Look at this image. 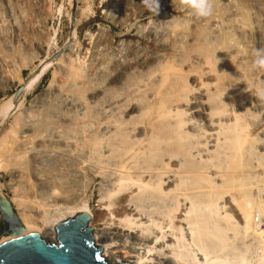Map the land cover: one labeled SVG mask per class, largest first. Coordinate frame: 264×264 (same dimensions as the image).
Listing matches in <instances>:
<instances>
[{"label":"bare ground","instance_id":"1","mask_svg":"<svg viewBox=\"0 0 264 264\" xmlns=\"http://www.w3.org/2000/svg\"><path fill=\"white\" fill-rule=\"evenodd\" d=\"M6 6L7 9L5 8L4 11L0 9V45L3 49L11 50L13 48L11 43L14 38L17 41L15 40L13 43H18V46L24 47L30 44L31 39L29 36V39L26 38L25 32L31 30L32 23L27 19L24 12L20 13V15H23V19L21 18L22 21L19 22L13 10L7 4ZM163 16L165 15L163 14ZM170 19L169 17L168 20ZM148 24L151 25L149 21ZM178 26L181 28V24H178ZM172 27L173 29L177 28L174 27V24H172ZM144 28L142 31L145 30ZM166 28L168 29V25ZM181 30L184 31L182 28ZM146 31L151 37L161 35L158 27L154 24L149 26ZM168 31L169 34L172 33V29ZM227 36H229V32ZM230 36L232 35L230 34ZM193 38L189 39L188 37L189 44L190 42L193 44ZM231 39L232 41L235 40L234 38ZM19 41H21V45ZM93 41L96 42L97 40ZM107 41L109 42V40ZM188 43L185 42V44ZM92 45H94L92 50L89 53L87 52L88 56L80 58L81 60H72L62 56L63 61L54 67L52 79L45 92L52 99V108L49 110L41 105V101H39L41 106H38L34 112L25 113L28 109L22 112L25 114L20 122L15 121V123H19L18 130H14L17 131L16 134L14 133L16 137L11 130L12 135H14L11 136L12 140L15 141L16 138V147L10 151L6 147L9 141L6 140L5 142L1 138L6 144L4 146L5 144L0 140L3 145L1 148H5H3L4 154L1 153L4 156H2L3 163L9 166L10 163L16 162V166L10 169L3 163L0 164V166L3 164L8 169L1 168L2 171L6 169L8 172L9 185L12 188L14 187V190H19L21 194L25 192L28 194L29 192L28 195L32 197V200L36 199L35 203H38V205L36 203V206L40 207V204L46 212L42 221H40L42 224L41 231L30 228L29 224L22 223L24 228L22 233L37 230L40 232L41 240L47 244H54L56 243L53 231L54 225L73 217L76 213L85 212L89 216L87 227L91 228L92 246L94 249L100 248L102 250L101 260L104 264H210L211 262L213 264H225L221 261L222 257L217 254L220 253L229 238H232L229 237L230 234L242 230L245 237L248 236L255 240L252 243L258 244L257 249L260 252H257V249L253 250L252 254H256L254 251L259 253L256 254L258 255L256 262H245L249 258H246L243 252L245 245L241 241V245H243L240 249L243 253H239V258L236 259L238 262L234 261L235 264H264L263 232L257 230L255 233L252 230V227L258 229L257 225L253 223V212L251 210L247 212L244 208L240 209L242 206L246 207V205L250 206L251 209L252 205H255L259 214L264 212V200L260 197V189L264 188V166H262L264 163L261 162L263 159L260 157L264 152L260 156L257 154L261 159L257 158V161L260 160L261 163L259 164L263 167L260 172H256L255 168L258 167L256 165L247 167L246 165L252 164L250 162H254V159H256L253 155L254 152H258L255 147L259 139L252 140L250 138V141H256V145L254 142H249L250 144L243 149L242 145L245 144L243 142L244 137H246L244 136L245 128L241 124L242 122L239 123L241 121V118L238 121L239 116L234 115L232 118L227 116L225 110L227 101H224L225 104L222 100V103L218 101L223 93H217L216 91L214 99L217 98L216 101L218 102L214 101L213 97L209 96L210 94L207 98L204 97V94L209 93L206 92V88H209L207 86H212L215 83L210 84L208 82V84L207 77L211 76L212 71H217L214 62L224 60V56L221 57L224 51L218 48V52L221 53L218 60L215 58L216 55L213 56V52L206 51L208 49L205 46L209 45H203L202 50L199 49L200 47L194 49L189 56L187 53L186 59L182 62H188L190 65L196 66L197 69H194V66L192 67V71L197 70L194 74H198L199 71L201 72V74H198L199 77L204 75L207 78L206 83L201 81L203 84L200 83L195 86L187 84V86L186 78L191 72L190 70L188 72L189 67L186 68V71L183 69L185 71L183 73L181 70L178 72L179 67L176 62L177 67L175 69L178 73L173 79L172 75L175 74V70L172 73L174 68L171 64L170 67L163 64L166 66V70L163 68L165 71L162 69L163 73L161 74L157 68L159 67L158 62L156 63L158 66H154L155 59L151 60V58L141 53H135L133 56H127L129 57L127 58L118 55L115 49L109 48L102 40H98ZM231 47L232 51L237 48L236 46L233 49ZM120 48L122 49L124 46ZM135 50L132 49V51ZM179 50L184 51L182 48ZM239 50L238 52H240ZM2 51L1 53H3ZM22 52L26 53L23 50ZM128 52L129 50L126 53ZM235 52L237 53L236 50ZM123 53L125 54L124 51ZM226 53L232 55L231 51ZM218 55L220 54H217V57ZM238 55L239 53H237V57ZM187 57L189 61H186ZM4 62L0 59V82L3 83V86H5V79L2 77ZM238 63L241 66V63ZM163 65L162 67H164ZM180 65L182 66V64ZM8 66L10 67L9 64ZM200 67H203V71L199 70ZM247 68L246 65V72L248 71ZM168 69H172L171 74H166ZM232 70L234 71V69ZM164 72L165 75H163ZM231 73L233 74V72ZM235 73L236 70L234 75ZM178 74H183V76L186 74V77L181 78ZM190 74L193 76V73ZM236 75L235 77L238 76ZM241 75L243 77L244 72ZM242 77L239 78V81ZM239 81L234 82L236 88L238 85L236 83ZM156 83L163 85V88L159 86L162 91L159 92L157 89L158 92L155 93L157 98L149 102L145 109L138 108L140 109L139 115L137 114L138 116L134 118L136 113L135 115L132 114L138 111L136 104L138 106L141 104L138 101L142 97L152 99L151 90ZM247 83L245 84L249 85ZM236 88H234V91L237 92ZM246 88L250 87L246 86ZM246 88H242V90L246 91ZM253 89L256 91L257 88L255 86L251 87V90ZM242 90L239 92L243 95ZM249 92L252 94L251 91ZM219 93L220 97L217 96ZM240 95L239 97H242ZM244 96H247V94L243 95V98ZM248 99L250 98L248 97ZM209 101L210 105H208ZM36 103L38 105V101ZM33 104L32 106L35 107V103ZM240 104L241 106L244 105L243 102ZM249 106H251V103ZM245 111L246 113L250 112ZM257 112L255 115L264 111ZM246 113L244 112V114ZM146 114H149V116L147 115V117ZM229 115H232V113ZM142 116L143 119H147L138 122L137 119H141ZM248 117L250 118L249 115ZM196 118H198L200 125L199 129L197 128V131H194ZM246 119L248 121V118ZM17 124L13 123V125ZM144 132L148 134L147 138L144 137ZM6 133H4V136H6ZM9 133L11 132L9 131ZM261 141L262 144L259 143L258 146L262 145L264 148V138ZM10 144L13 145L14 143L11 142ZM2 157H0V160H2ZM248 157H250V160L251 157L254 159L252 161L248 160L250 162L245 165ZM98 177L103 179L107 188L103 186L98 188V202L102 208L96 212H91L89 208L91 189ZM234 184L235 189L238 190V197L233 200V206L235 204L237 215L241 219L237 221L232 219V215H229L230 210L228 208V213L225 211V205L230 206V200L223 199L225 194L232 193ZM110 186H113L114 189L109 190L108 187ZM254 191L256 193L253 195ZM20 193L18 195H21ZM22 196L16 198L20 199ZM142 210L148 213L144 212L143 214ZM253 211H255V208ZM144 215L146 219L143 221L142 217ZM254 215L256 216V214ZM4 216L11 223L5 212ZM14 236L16 235L1 238L0 245ZM241 238L243 239V237ZM246 245L248 244L246 243ZM236 248L239 247L236 246ZM235 250L239 251L238 249ZM245 250L248 251L247 246Z\"/></svg>","mask_w":264,"mask_h":264},{"label":"rangeland","instance_id":"2","mask_svg":"<svg viewBox=\"0 0 264 264\" xmlns=\"http://www.w3.org/2000/svg\"><path fill=\"white\" fill-rule=\"evenodd\" d=\"M106 3H107V5H106ZM6 4L13 10L14 15H15V17H17V20L19 22H21L23 19L22 18L23 15H20V13L24 12L27 19L32 23L31 25L34 27V28L32 27L29 32H25L26 38H28V36H29V38L31 39V41L29 42L30 44H27L24 47L18 46V43H13L16 40L14 38V41H12V43H11V45L13 47L11 50H9L7 48L3 49L2 46L0 45L2 48V49L0 48V59L5 61L4 67H3L4 74L2 75V77L5 79V86H3V83L0 82V140L3 139L5 142H6V140L9 141V143L7 142V146H6L5 142H3V140H2L3 144H5L4 146H6L8 150L11 151L16 147L15 146L16 145L15 144L16 138L14 141V140H12L13 139L12 137L17 133V131H14V130L19 128V123L17 124V123H15V121L20 122V119L23 117V115L25 113L34 112L38 106L43 105L44 107H47L49 110H50V108H52V103H51L52 99L49 98L48 97L49 95L47 96L45 94V92L47 90L49 82L52 79V71H53L54 67L58 63L63 61V57H67V58H70L72 60H78V59L81 60L82 57L86 58L88 56V53L90 52V50H92V48L94 46L92 44H95L98 40H102V42H105V44L109 48H111L113 50L115 49V52H117L118 55H120V56H126L127 57V56H131V55L133 56V54H135V53H141L144 56L151 58V60L155 59L154 60V66L157 67L159 65V67H157V68L159 69L161 74L163 73L162 72L164 70L163 68H165L166 66L170 67V64H171L172 68H174L172 73L175 70V72H174L175 74L172 75L173 79L177 76L176 74L178 72H180V70L183 73V71H184L183 69H185V71H186L187 70L186 68L189 67L188 72H189V70L191 72H189V75H187L188 78H186V81H187V83L185 82L186 85L189 84V86H192V85L195 86V85H199L200 83L203 84L201 81H203L205 83L207 81V83L209 82L210 84L212 82H215L214 83V84H216L215 86H214V84L212 86H207L209 88H206V90H207L206 92H209V93H206L205 91H203L206 93V95L204 94V97L207 98L208 94H210L209 96L211 98L213 97V99H214V95H215L216 91H217V93L218 92L223 93V94H221L222 97H220L221 95L219 93L217 96L220 95L219 96L220 98L218 97L219 100L217 98H216V100L220 101L221 103L223 101V104H225V102L227 101L225 104V110H226V113L228 114L227 116H229V118H232L234 115L239 116L238 121H239V118H241V121H239V123L242 122L241 124H243V126L245 128L244 129V136H246L247 138L244 137L243 143H245V144L242 145V148L244 149L248 144L254 142V141H250L251 140L250 138H252V140H254L255 138H256L255 140H258V139L260 140V141L258 140L259 142L257 141V143H258L257 145H256V141L254 142L256 145L255 150L258 151V152H254V155H253V157L256 159L251 157L252 159L250 160V157H248L249 159L247 158V160L245 161V165H246V163L248 164L253 159H254V162L252 161L250 163H252V164L255 163L257 161V158L263 159V161L261 159L260 160L262 163H264V157H263L264 154L262 153V152H264V148L262 147V145H260V147L258 146L259 143L262 142L261 140L264 138V123H263L264 122V117H263L264 112L261 113V111H264V99H263L264 98V94H263L264 93V86H263L264 85V77H263L264 76V68H263L264 67V49H262V48H264V46H263L264 45V24H263L264 23V0H0L1 11L2 10L4 11L5 8L7 9ZM247 4H248V6H247ZM16 6H17V8H16ZM197 6H199V7H197ZM107 7H109V8H107ZM111 8H113V9H111ZM109 9H110V11H109ZM238 11H239V13L240 12L241 13L239 14ZM30 13H31V15H30ZM163 14L165 16H163ZM169 17L171 18L170 20H168ZM175 20H177V21H175ZM183 20H184V22H182ZM244 20H246V21L244 22ZM148 21L150 22V24L152 26L154 24L155 26L158 27V31L161 32L160 36L151 37L147 34L146 30L149 26H151L149 24L147 25ZM152 22H154V23H152ZM171 22H173L172 24H174V27H177L178 24H181V28L184 29V31L181 30L180 26H178L179 28L177 27L178 29L174 28L175 29L174 30L172 27V24H169ZM257 22H259V23H257ZM187 23H189V24L187 25ZM182 24L183 25L185 24L184 27ZM167 25H168V29L166 28ZM141 27H143V28L146 27V28H144L145 30L142 31L143 28L141 29ZM187 28H189L190 30H188ZM169 29L170 30L172 29L171 34H169V31H168ZM138 31H139V33H138ZM211 32H212V34H211ZM228 32H229V36L231 34L233 37L232 36H230V37L234 38L235 40L232 41L231 38L229 39V36H227ZM247 32H249V33H247ZM192 33H194L195 35L194 34L191 35ZM98 35H99V37H98ZM163 35H164V37H163ZM179 35H181L182 39H180L181 37H179ZM94 37L97 39H95ZM162 37L165 39L163 40ZM188 37H189V39L196 37L195 39L193 38V42H192L193 44H191V42H190V44L188 43L189 42ZM37 38H40V39H37ZM88 38H90L91 40ZM183 38H185V39H183ZM92 39L95 41L97 40V41L94 42ZM107 40H109V42ZM257 40H258V42H257ZM21 41H19L20 45H21ZM34 42H35V44H34ZM158 42H160L159 44H161V45H159ZM185 42L188 44H185ZM230 42L232 44H234L237 48L234 45L231 47L232 44L230 45ZM233 42H235V43H233ZM37 43H38V45H37ZM209 43H211V44H209ZM78 45H79V48H78ZM118 45H119V47H118ZM179 45L180 46L182 45V47H180ZM203 45L204 46L209 45V46H205V48H207L208 50H206V49H204V50H206L207 52H210V51L213 52L214 53L213 56L216 55L215 58H217V60L219 59V56H221V53L218 52L219 49H222V51H224V53H223L220 50L222 52L221 57L224 56L223 57L224 60L221 61L222 64H221V62H217V61H216V63L214 62L215 69L217 71H212L211 76L207 77L208 79L204 75L199 77L198 74H201V72H199V71L197 72L198 74H194V72H196L197 70L192 71L193 70L192 67L194 65H190L188 62H186V61H189L188 57H187V60L185 61L186 63L182 62V61H184V59H186L187 53L189 56L191 53H193L194 49H197L198 47H200L199 49L204 48ZM123 46L125 49L120 48ZM128 46L130 47V49H128L129 48ZM195 46H196V48H194ZM230 47L232 49L236 48L235 50L237 51V53H239L238 57H237V53L235 52V50L232 51L230 49ZM178 48L179 49L182 48V50H184L185 52L184 51L181 52V50H179ZM70 49H72V50H70ZM126 49L129 50L128 53H126L128 51ZM132 49L133 50L136 49L135 50L136 52L132 51ZM259 49L261 50V53H260ZM22 50L26 51V53L22 52ZM73 50H76L77 53H76V51H73ZM238 50L240 52H238ZM262 50H263V52H262ZM1 51L3 53H1ZM123 51L125 52V54L123 53ZM227 51H229V52L231 51L232 55L229 53H228L229 54L228 55L226 53ZM233 53H234V55H233ZM235 53H236V55H235ZM20 54H22V55H20ZM75 54H76V56H75ZM77 54H78V56H77ZM196 54H198V52H196ZM217 54H220V55H218V57H217ZM261 54H263V55H261ZM173 55H175V56H173ZM243 55H244V57H243ZM234 56H236V57H234ZM240 56H241V58H240ZM60 57H62L61 60H59ZM127 58H129V57H127ZM235 58H237L238 61ZM242 58H244L245 60ZM8 59H10L9 62H8ZM156 59H158V60H156ZM169 59H171V60H169ZM233 60H235V61H233ZM176 62H177L178 67H179L178 72H176L177 69H175V67H177ZM235 62H237V63L240 62L241 66L239 65V63L238 64L236 63V66H235L234 65ZM7 63L10 65V67L8 66ZM163 64L166 66H164ZM173 64H175L176 66ZM180 64H182V66ZM184 64H186V65H184ZM162 65L164 67H162ZM242 65H243V67H242ZM246 65L248 66V68H247L248 75L246 72ZM195 67L196 66H194V69H197ZM241 67H242V69H241ZM244 67H245V69H244ZM12 68H14V69H12ZM169 69H168L169 72L167 71L166 74L167 73L171 74L170 72L172 69L171 70H169ZM232 69H234V71L236 70L235 75L240 70L238 72V74L240 73L239 74L240 77H242L241 74H243V72H244V75L240 79V81H239V78H240L239 75L237 74L238 76L236 75L237 77H235L234 71ZM243 69H244V71H243ZM165 70H166V68H165ZM199 70L203 71V67ZM222 71H223V73H222ZM261 71H263V72H261ZM231 72H233V74ZM190 73H193V76ZM213 73H214V75H213ZM163 75H165V72ZM178 75L181 78L186 77V74L184 76H183V74H178ZM232 75H233V77H231ZM7 76H8V78H7ZM143 78L146 79L145 76H143ZM214 78H215V81H214ZM191 79H193V80H191ZM236 79L239 81L236 83V84H238L237 88H240L242 90V88L245 89L246 86L250 87V88H246L247 89L246 91L242 90L244 92V93L242 92L243 95L247 94V96L250 99H248L247 96H244V98H243V95L241 94V92H239L241 90L240 89L238 90L235 87L234 82L237 81ZM243 79H245L247 81H244ZM243 81L245 83L248 82L247 84H249V85H246ZM259 81H260V83L262 82L261 85H260ZM240 82H241V84H239ZM257 83L259 84V86ZM160 84L156 83L153 86L154 88L152 87V90H151L152 99L149 100V99H146L145 97L140 98V100L138 102H139V104L140 103L141 104L139 106H138V104H136V108L138 111H135L132 114V115H135V113H136L134 118H136V116L139 115L140 109L141 110H143V108L145 109L146 106H148L149 102L153 101L154 98H157V97H155V96H157L155 93L158 92L156 90L158 89L159 92H161L162 91L161 88H163V85H160ZM159 86H161V88ZM254 86H255V88H257L256 89L257 92L255 91V89L251 90V87H254ZM224 87H225V90H224ZM1 88H3V89H1ZM202 88L205 89L204 87H202ZM234 88H236L235 90H237L238 93L236 91H234ZM258 88H260L259 89L260 92L258 91ZM19 89H22V90L19 92ZM248 89H249V91L252 92V94L248 91ZM261 90H263V91H261ZM246 92H248V93H246ZM224 93H226V94H224ZM43 94H44V96H43ZM240 94L242 95V97H239ZM40 97L42 98V100H40L41 99ZM44 97H46V98L44 99ZM241 98H243L242 101H240ZM253 98H254V100H253ZM216 100L214 99V101H216ZM230 100H232V101H230ZM248 100L251 103V106H249L250 103L248 102ZM37 101H38V105L36 103ZM39 101H41V105H39L40 104ZM218 101H216V102H218ZM253 101H254V103H253ZM242 102L244 105L241 106L240 103H242ZM33 103H35V107L32 106V105H34ZM209 103H210V101L208 102V105H210ZM238 104H239V106H238ZM226 105L228 108L226 107ZM138 108H140V109H138ZM252 108H254L256 110H254ZM25 109H28V110L25 111ZM245 110H247V112L248 111H250V112L246 113ZM24 111H25V113L23 114L22 112H24ZM252 111H254V112L252 113ZM255 111L256 112L259 111L257 113H261V114L255 115V113H256ZM244 112L246 114H244ZM231 113H232V115H229ZM17 114H19V115H17ZM247 114L250 116V118L248 117ZM147 115L149 116V114H146V116ZM246 115H247V117H246ZM258 115H260V116H258ZM143 116L146 117L145 115H143ZM143 116L141 117V119L138 118L139 120L137 119V121L141 122V121H144L145 119H147V118L143 119ZM244 117H245V119L248 118L249 123H248L247 119L246 120L244 119ZM15 118H17L18 120ZM259 119L260 120L262 119V120L260 121ZM251 120L252 121L255 120L256 123H255V121L252 122ZM13 123L17 124L18 126L13 125ZM253 123H254V125H253ZM199 125L200 124H199L198 118H196L193 130L197 131V128L199 129ZM251 125H253V126H251ZM14 127H16V128H14ZM11 130L13 131V134L15 133L14 135H12ZM6 131H8V132L6 133ZM9 131L11 133H9ZM249 132H250V134H249ZM4 133H6L5 134L6 136H4ZM8 135L10 137L12 136L11 139ZM15 137H16V135H15ZM144 137L145 138L148 137V134H146L145 132H144ZM257 137H260V138H257ZM11 142H12V144L13 143L14 144L11 145L10 144ZM260 144H262V143H260ZM1 146H3V145L0 143V155H1L0 157L3 156L2 154H4V149H5L4 147H3L4 149L1 148ZM263 146H264V142H263ZM2 149H3V151H2ZM261 153H262V155H261L262 157L259 158ZM3 157H2V160H0V164L3 163ZM248 160H250V161H248ZM260 160H259V162L257 161L253 165L249 164L246 166L249 167V166L256 165V166H258L255 168L257 170L256 172H258V171L260 172V169L262 170V168H263L262 166H264V164L263 165L261 164L262 166H260V164H259V163H261ZM3 164L5 166H7V164H5V163H3ZM12 164L10 163L9 164L10 167L9 166H7V167L10 169V168L16 166L15 165L16 162H14ZM2 165L0 166V199L10 205V207L12 208V211L17 216L21 225H23L22 223L29 224L28 226H30V228H32V229L34 228V229L41 231L42 230V224L40 221H42V218L46 214L45 209L43 207H41L40 204H39L40 207L36 206V203H37V202L35 203L36 199L32 200V197L30 195H28V194H30L29 192H28V194H27V192L21 194L19 190L16 191L17 189L14 190L13 189L14 187L12 188L11 185H9L10 184V180H9L10 177L8 175V172H7L8 169L6 167H4V165L2 167ZM259 167H261V168H259ZM1 168L2 169L6 168L7 170L5 169V171H2ZM99 184H100V186H99ZM101 186H103L104 188H107L106 184L103 182V179L101 177H98L95 179V182L93 183V186L91 189V198H90V204H89V208H90L91 212H96L97 210H100V208H102L98 202V193H97L98 188ZM108 189L113 190L114 187L110 186V187H108ZM237 191L238 190H237V188L235 189V184H234V190H232V193L228 192L227 194H225L223 196V199L230 200V203H232V204L229 203L230 206H228V204L225 205V211L228 213V209H229L230 210L229 215H232L231 216L232 219L233 220L236 219V221L240 219V217L237 215L236 208L234 207L235 204L233 206V203H234L233 200H236L237 199L236 197H238ZM261 191H262V193H261ZM19 193L21 195H18ZM255 193L256 192L254 191L253 195ZM260 194H261V196H260L261 199L264 200V188L260 189ZM22 195H24V196H22ZM18 196H22L24 199L22 197H20V199H18L19 198ZM16 197H18V198H16ZM37 205H38V203H37ZM254 206L255 205H252V207L250 209V206L246 205V207L242 206L240 209L244 208L245 211H247V212L249 210H251L253 212L252 213V217L254 216L253 223L257 225L258 229L252 227V230L255 233L257 230L263 232L262 233V239L264 241V216H263L264 212H262L263 214H259L258 209L256 208V206L255 207ZM40 208L41 209L43 208V209L41 210ZM231 208H232V210H231ZM252 208L253 209L255 208V211H253ZM144 210H146V209H144ZM144 212L146 213V211H143L142 213L144 214ZM142 213H141V216L143 215ZM254 214H256V216ZM145 215L142 217L143 221L146 219ZM252 217H251V219H252ZM37 230H33V231H37ZM5 231H6V225L0 217V239L8 236L6 233H4ZM39 231H37V232H39ZM241 231L242 230H238V232H234V234H230L229 237H232V238L231 239L229 238V240L222 247V250L220 249L221 250L220 253L218 252V254H217L218 256L222 257L221 261H223L225 264H235L234 261H236V259L239 258V253L242 252V249H240V248L243 244L245 245L243 248L244 249L243 252L245 253L246 258H249L248 260H245V262L247 261L248 263H253V262H256V260L258 259V255H256V254H259L257 252H260L259 249H257L258 244L252 243L254 239H252L251 237H248L247 234H246L247 237H245L244 236L245 234L243 233V231L242 232ZM235 233H236V235H235ZM39 234H40V232H39ZM241 237H243V239ZM241 241L243 243L242 245H241ZM246 243L248 245H246ZM54 244L56 245V243H54ZM236 246L239 248H236ZM246 246H247L248 251L245 250ZM188 248L190 249V247H188ZM259 248L261 249V247H259ZM235 249H238L239 251H237ZM253 250L257 251V252L254 251V253H256V254H252ZM102 254L103 253L101 250L100 254H99L100 259H102L101 258ZM250 255H253V256H250ZM219 260H220V258H219ZM236 262H238V260Z\"/></svg>","mask_w":264,"mask_h":264},{"label":"water","instance_id":"3","mask_svg":"<svg viewBox=\"0 0 264 264\" xmlns=\"http://www.w3.org/2000/svg\"><path fill=\"white\" fill-rule=\"evenodd\" d=\"M0 217L6 225L4 233L16 235L0 245V264H104L99 257L100 248L92 246L91 228L87 227L89 216L85 212L54 225L56 245L46 244L37 231L22 233L24 228L12 208L1 199Z\"/></svg>","mask_w":264,"mask_h":264}]
</instances>
